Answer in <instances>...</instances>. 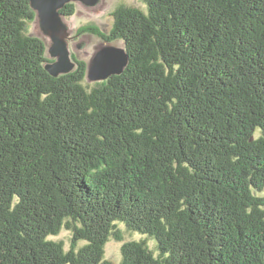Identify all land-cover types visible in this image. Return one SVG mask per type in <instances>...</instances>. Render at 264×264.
I'll use <instances>...</instances> for the list:
<instances>
[{
    "label": "trees",
    "instance_id": "1",
    "mask_svg": "<svg viewBox=\"0 0 264 264\" xmlns=\"http://www.w3.org/2000/svg\"><path fill=\"white\" fill-rule=\"evenodd\" d=\"M143 1L80 29L130 59L90 87L0 0V264H264V0Z\"/></svg>",
    "mask_w": 264,
    "mask_h": 264
},
{
    "label": "rangeland",
    "instance_id": "2",
    "mask_svg": "<svg viewBox=\"0 0 264 264\" xmlns=\"http://www.w3.org/2000/svg\"><path fill=\"white\" fill-rule=\"evenodd\" d=\"M69 3L76 4V12L72 16H63L64 21L69 27L70 39L68 40L71 56L84 60L89 66L95 52L104 46L106 42L101 36L91 32L80 31L85 26H96L101 31L109 33L112 29L114 18L112 12L120 5L136 6L146 10V4L143 0H99L95 6H88L79 1H71ZM67 3V4H69ZM66 4V5H67ZM65 5V6H66ZM64 6V7H65ZM29 34L39 37L44 40L45 44H49L50 38L46 36L41 28L38 18L29 23ZM117 47H123V41H113L112 44ZM48 53V52H47ZM85 85L90 87L95 85L94 81L88 78L85 80ZM124 230V226H121ZM126 239H139L140 235H129L125 233ZM55 239L63 240L66 248L71 246V233L63 230ZM120 241L111 240L106 245V259L113 261L115 264H121L122 254Z\"/></svg>",
    "mask_w": 264,
    "mask_h": 264
},
{
    "label": "water",
    "instance_id": "3",
    "mask_svg": "<svg viewBox=\"0 0 264 264\" xmlns=\"http://www.w3.org/2000/svg\"><path fill=\"white\" fill-rule=\"evenodd\" d=\"M71 1L95 6L99 0H31V6L37 13L42 30L50 38L48 53L54 61L47 63L46 69L54 76L69 73L76 67L68 43L69 27L60 12ZM108 44L112 43L105 42L104 46L95 52L88 66L87 78L90 81H104L112 75L121 74L129 64V54L124 46Z\"/></svg>",
    "mask_w": 264,
    "mask_h": 264
}]
</instances>
